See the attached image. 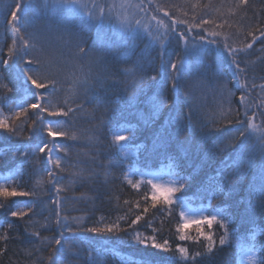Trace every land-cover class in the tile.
Returning <instances> with one entry per match:
<instances>
[{"label": "snow or ice", "instance_id": "snow-or-ice-1", "mask_svg": "<svg viewBox=\"0 0 264 264\" xmlns=\"http://www.w3.org/2000/svg\"><path fill=\"white\" fill-rule=\"evenodd\" d=\"M227 7L228 12L233 15L242 14L240 19L233 20L211 2L201 5L199 0L194 4L186 0L184 4L179 5L153 3V0H148L147 4L144 0H139L138 3L133 0H121L119 4L115 0L111 3L107 0L103 3L99 0H42L41 4H34L32 0H16L10 9V19L7 20L16 38L7 49L8 59H0V64L5 66L6 72L10 71L13 65L16 66L12 87H9L8 83L0 84V91L3 93L0 94V130H3L0 135L22 136L27 141L22 147H10L8 153L19 154L28 162L29 167H38L39 154H44L47 163L43 169L44 175L36 176L32 190H24L20 170L5 175L0 182V198H3L0 200V209L17 220L27 218L24 236L20 235V230L12 219H6L0 224V229H3L0 234V243L3 244L0 246V256L8 251V243L16 240L22 246L25 257L39 253L36 259H43L44 264H80L81 260L84 264H105L100 255L101 251L107 253L116 250L104 248L102 245L97 248L91 240L85 242L78 234L87 232L105 236L116 235L121 239L127 237L128 243L134 242L145 249H154L166 254L169 264H204L205 261L213 264L218 252L223 250L217 245L228 244L231 236L235 237L233 242L240 249L241 256L247 257L248 264H264V245L257 248L255 244L256 236L264 233V229L254 232L253 243L245 245L242 239L236 236V228L229 232L230 225L235 223V217L229 213L228 206L224 204L213 207L211 204V201L218 197L225 201L231 198L249 171H254L253 180L246 189L244 202L247 207L242 221L255 224L256 213H264V76L259 77L261 82L257 84L254 70L249 67L250 63L255 62L245 63L239 59L242 55H249V50L255 43L264 41V18L257 17L255 13L248 18V11L255 7L250 4V0H236ZM260 11L264 12V6H261ZM132 12L144 17L151 14L150 20L164 28L163 33L154 37L159 41L157 58L160 60V79L157 80L156 75L148 77L161 89L154 96H148L145 91L142 83L145 69L139 60L132 68L116 71L108 64L107 53L117 41L105 40L104 32L107 28L115 26L116 21L119 22L121 40L125 44L129 39L137 41L141 29L152 35L150 23H142L141 19H136L133 25L130 18ZM213 12L219 14L220 23L216 22L215 17L205 19ZM160 13L164 14L168 23L160 17ZM64 15L76 17L78 22L65 20L55 25L51 22L54 16ZM38 20L47 22L37 24ZM206 25L215 26L221 31H208ZM92 29L97 30V39L86 48L88 41L83 32ZM197 29L200 31L197 32ZM191 33L195 34L190 35ZM221 37L223 39H220ZM172 41H175L178 47L183 44V47L179 48V51L169 53L165 45ZM211 46H216L221 56L230 57L232 79L236 81L235 90L229 89L227 81L218 74L209 85L215 99L213 108L209 110L204 104L188 100V111L185 112L178 94L182 82H185L191 73L193 64L189 57H197V66H200L204 53ZM260 52L264 53V45ZM257 60L264 64V55L257 57ZM242 64L245 66L241 67ZM118 75L125 76V79L118 80ZM129 76L131 79H128ZM106 81L110 82L109 86L122 85L123 99L128 106L140 102L150 105L152 119L168 104L163 89L171 85L177 97L171 101L168 120L166 125L162 126L157 140L158 150L164 152L166 158L172 162L173 175L176 178L167 184L154 183L152 180L143 181L150 185L151 196L141 194V200L134 204L135 211L129 206L124 215H117L113 220L100 216L90 227L78 220L70 225V217L63 214L59 194L70 191L77 182L84 185L97 181L101 175L97 168L103 171L115 167L111 163L105 165L102 161L97 167L88 168L71 164L68 162L72 155L71 145L84 141L93 149L102 146L127 156L128 152L124 150L135 138L134 135L121 134H134L135 126H108L116 119L108 111L110 101L101 105L107 123L102 119L100 123L86 130L78 126V113L84 110V103L92 102L90 96H99L103 90L99 86ZM13 92L22 94L23 99L17 102L8 95ZM236 92H239L238 97ZM141 97L145 99L141 101ZM167 126H175L177 130L190 128L192 137H199L198 146H206L207 153L222 157L221 167L216 169L215 175L209 176L201 184L193 197L207 200L206 207L193 209L188 199L182 194L177 195L187 188L186 182H190L192 177L179 173V159L168 151L172 135L167 132ZM108 134L111 135L110 141L101 145L100 137ZM54 151L63 153L64 156L54 154ZM181 151L186 150L182 148ZM79 155L77 153V159ZM100 155L110 156L111 151L97 152L96 156L91 158L93 164ZM30 156L31 161L28 160ZM65 172H69L72 177L67 184L63 183L62 174ZM130 173L141 176L147 173L140 169L133 170L131 166L129 172L122 173L124 181L132 189L139 191L141 182H133ZM103 174L107 175V171H103ZM17 177L20 182L13 185ZM45 183L56 193V198L48 196L47 202ZM13 197L27 199L14 201L10 199ZM84 198L83 195L79 197ZM149 200L152 208L161 205L168 217L176 218L179 241L192 242L200 250L190 253L189 248L181 243H176L173 247L167 239L160 242V229L152 227L145 219L149 212ZM142 203L145 205L143 208ZM124 204L130 205L131 202L125 200ZM13 208L15 210H12ZM45 212L49 213L48 216H44ZM132 216L134 218H131ZM142 220L144 224L140 223ZM163 223L162 220L161 224ZM193 224L196 226L195 236L186 231ZM213 224L222 229L220 235L205 231V225L211 228ZM52 225H55L58 235L49 242L41 236L40 229L47 231ZM139 227L151 229L152 234L141 233L137 230ZM10 232L14 235H10ZM66 232L72 235L65 236ZM44 252L47 254L43 255ZM116 255L120 256L121 264H152L148 258L133 260L131 256L119 252H116ZM66 257L71 259H65ZM31 264H36V260H32Z\"/></svg>", "mask_w": 264, "mask_h": 264}, {"label": "trees", "instance_id": "trees-1", "mask_svg": "<svg viewBox=\"0 0 264 264\" xmlns=\"http://www.w3.org/2000/svg\"><path fill=\"white\" fill-rule=\"evenodd\" d=\"M103 3L104 0H99ZM111 3L113 0H107ZM117 4L121 0H115ZM139 0H135V3H138ZM145 4L148 3V0H144ZM186 0H153V3L159 4H184ZM189 3H196L197 0H187ZM211 4L214 7H219L220 11L225 14L227 17H231L233 20H239L241 15L237 13L233 15L228 12V5L234 4L236 0H199L201 5ZM16 3V0H0V59H8L7 49L11 46L12 40L16 38L11 32L10 26L7 24V20L10 19V9L12 5ZM34 4H41L42 0H32ZM250 4L255 7L252 10L248 11V18L250 19L254 13L257 17L264 18V12L260 11L261 6H264V0H250ZM223 5V7H222ZM191 15V10H189ZM149 17H144L142 14H136L132 12L130 18L132 19L133 25L135 24L136 19H141L142 23H150L152 35H148L147 32L140 30V38L133 42L128 40L125 44L121 40L122 33L119 30V22H115V26L109 27L104 32L105 40L117 41L116 45L113 46L110 52L107 53L108 64L113 71L117 69L132 68L138 60L144 65L145 69V78L142 81L145 91L148 96H154L158 91H160V86L154 83L148 77L152 75L157 76V80L160 79V60L157 58L159 51V41L155 40L154 37L163 33L164 28L156 24L155 21L150 20ZM161 18H164V14H159ZM216 18V22L220 23L221 18L219 14L213 12L212 15L206 16L205 19ZM184 18V17H181ZM165 23H168L167 19ZM65 20H72V22H78V18L64 16H54L52 18V23L59 24L65 22ZM47 21L38 20L37 24H43ZM181 30L183 26L181 25ZM208 28V31H221V29L215 28V26H205ZM197 32L200 30L197 29ZM83 34L86 36L88 44L85 45L87 48L88 45H91L94 40L97 39V30H84ZM191 33L190 35H194ZM207 34V33H203ZM226 34H228L226 32ZM220 39H223L222 37ZM235 40V37H233ZM19 42V41H18ZM264 45V41H258L253 45V48L249 50V55H242L239 59L243 60L245 63H250V69L254 70V74L257 77L256 83L259 84L261 81L259 77L264 76V64H261L257 60V57L264 55L260 52V48ZM165 47L169 53L173 51H179V48L183 47V44L177 46L175 41H172L170 44H166ZM166 59V58H165ZM193 66L191 68V73L188 75L185 82H182L181 90L178 94V98L181 102V107L183 111L187 112L188 107L186 101L191 100L193 103H200L207 106L209 110L213 108L215 99L213 92L209 85L213 83V78L218 74L222 75L224 81H227V86L229 89L235 90L236 81L232 79L233 68L229 64L230 57L221 56L217 51L216 46H211L204 53L203 63L200 66H197V57H189ZM11 64L12 61H9ZM245 64H242L241 67H244ZM4 65L0 64V84L8 83L9 87H12V81L15 79L16 66L13 65L12 69L8 72L4 71ZM155 69V71H153ZM117 79L123 81L125 76L118 75ZM128 79H131L129 76ZM110 82H105L99 88L103 90L100 91L99 96H90L91 103H84V110L78 113V126L81 129H90L96 124L100 123L103 119L106 123L107 117L104 115V108L101 106L104 103L110 101L108 111L111 115L115 116L116 119L108 124L109 127L113 125L116 126H135V132L128 133L130 136L134 135L132 143L124 151L128 152L127 156H124L123 153H117L114 149L109 150L106 147H97L93 149L88 143L81 141L71 145L72 155L71 159L68 161L71 164H80L85 168L88 167H97V165L102 161L105 165L114 164L115 167L110 169H105L107 175L103 174V171L97 168V171H101V175L98 180L95 182H88L87 184L81 185L77 182L70 191L61 192L60 198L62 199V208L63 214L70 217L69 224H75L77 220L85 225L86 227L93 226V224L98 221L100 216H105L109 220L115 219L117 215H124L128 211V207L132 206L134 209V204L137 200H141V194H147L151 196L150 185H146L143 181L149 180L147 175H132L130 173V178L133 182H141V187L139 191L132 189L124 179V172H129V166L131 169H140L142 172L148 173L150 170L157 169L160 170L163 177L168 176L169 174L175 178L173 175L174 169L172 168V162L168 160L164 152L158 150L159 144L157 136L162 131V126L166 125V121L169 117L168 109L171 107V101L173 98L177 97V94L173 93L171 85H167L163 89V95L167 98L168 104L164 105L160 113L155 117L151 118L152 109L150 105L144 102L136 103L133 106H128L123 99L122 85H113L109 86ZM191 93V95H186ZM0 94H3L0 91ZM13 99L17 102H20L23 99L22 94H17L15 92L8 93ZM236 96H239V92H236ZM145 98L141 97V101ZM78 103L80 101H77ZM231 128L232 125H227ZM3 130H0L2 133ZM167 132L172 135V142L169 146V153L175 155L179 159L180 167L178 169L179 173L183 176L191 175L192 179L187 183V188L182 189L181 193L177 195H183L184 198L188 199L190 203L196 205L198 208L206 207L208 201L205 199H193L196 196L198 188L201 184L208 179L209 176H213L216 173V169L221 167L220 161L222 157L212 156L210 153L206 152V146H198L199 137H192V132L190 128L185 127L182 130H177L175 126H167ZM111 135L100 137L101 145L105 144L107 141H110ZM123 143V142H122ZM27 144V141L22 136L9 137L6 135H0V182L3 181V177L11 172L20 170L22 172V182L24 185V190H32L35 178L37 175L43 176V169L46 166V159L44 154H39V165L35 169L29 167L28 162H26L23 157L19 154L8 153L10 147H22ZM136 145L141 147L137 148ZM186 151H181V149ZM111 151V155H100L96 163L93 164L91 158L96 156L97 152L107 153ZM77 153H79V159H77ZM54 154H59L64 156L63 153H57L54 151ZM29 161L32 160L30 156ZM50 167V165H49ZM71 171V169L69 170ZM231 171V169H229ZM64 176L63 183H69L70 177L69 172L62 174ZM255 175L254 171H249L246 177L243 180V183L237 188L236 193L226 201L223 198H216L211 201L213 207L216 205L228 206L229 213L235 217V223L230 225L229 232L231 233L232 228H236V236L242 239V242L245 245L253 243L252 234L261 229H264V213H256L255 224L250 222L242 221V217L245 216V209L247 207L244 202V198L247 195V186L253 180ZM46 179V177H45ZM20 182V178L17 177L13 181V185H16ZM45 189V202H47V197L51 196L56 198V193L47 183L44 184ZM83 195L84 199H79ZM3 198H0L2 200ZM14 201L25 200L24 197H13L10 198ZM130 201V205H125L124 201ZM151 201L149 200L148 207L149 212L146 214L145 219L148 220L152 227L159 228L160 233L158 240L162 242L164 239H167L173 247L176 243H181L189 248L190 253L193 251H199L200 248L194 245L192 242L179 241V236L176 231L177 220L176 218H170L164 212V209L161 205H157V208H152ZM145 205L142 203V208ZM12 210H15L14 208ZM135 211V209H134ZM48 212L44 213V216H48ZM139 214V213H137ZM71 218H77L73 220ZM131 218H134L132 216ZM6 219H12L15 221L16 226L20 230V235H25V220H17V218L9 217L8 213L0 209V224H2ZM41 220L43 217L40 218ZM164 221L161 224V221ZM144 224V220L140 222ZM205 231H212L216 236L222 233V229L217 225L213 224L211 228L207 225L204 226ZM141 233L151 235V229L147 227H139L137 229ZM41 236L47 238V241H53L58 232L55 225H52L50 230L40 229ZM186 231L195 236L196 226H190ZM3 233V229H0V234ZM10 235L14 233L10 232ZM70 233H65V236H71ZM85 242L91 240L93 245L99 248L101 245L104 248L112 249L114 248L116 252L122 253L124 255L131 256L133 260H141L143 258H148L152 261V264H169L166 254L159 252L154 249H145L142 245H137L134 242L128 243L127 237L123 239L118 238L116 235L105 236L101 234H92L87 232H81L78 234ZM123 236V234H121ZM235 237L230 236V241L224 246H218L222 248V251L218 252L215 261L213 264H248L247 257L241 256L240 249L233 242ZM255 244L257 248L260 245H264V233L256 236ZM0 246H3L0 243ZM215 251V250H214ZM116 252H107L104 253L101 251L100 255L103 258L105 264H121L120 256L116 255ZM47 253L44 252L43 255ZM39 253L34 254L32 257H25L22 252V246L19 241L12 240L8 243V251L5 255L0 256V264H31L32 260H36V264H44L43 259H36L39 256ZM65 259H71V257H66ZM80 264H84V261L81 260ZM204 264H208L207 261Z\"/></svg>", "mask_w": 264, "mask_h": 264}, {"label": "rangeland", "instance_id": "rangeland-1", "mask_svg": "<svg viewBox=\"0 0 264 264\" xmlns=\"http://www.w3.org/2000/svg\"><path fill=\"white\" fill-rule=\"evenodd\" d=\"M133 2L135 3V0H133ZM130 15H131V13H130ZM121 134L129 135L128 133H121ZM147 176H148L149 180H152L154 183H160V184H167L168 181L173 180V177H172L171 174H169L167 176V178H163L162 175H161V172L159 170H157V169L150 170L147 173ZM190 206L193 209H197L198 208L196 205H193V204H190ZM190 226H194V224L190 225Z\"/></svg>", "mask_w": 264, "mask_h": 264}, {"label": "bare ground", "instance_id": "bare-ground-1", "mask_svg": "<svg viewBox=\"0 0 264 264\" xmlns=\"http://www.w3.org/2000/svg\"><path fill=\"white\" fill-rule=\"evenodd\" d=\"M160 171V170H159ZM163 177V176H162ZM163 178H167V176L166 177H163ZM176 178V177H175ZM174 177H173V179H175ZM190 203V202H189ZM190 204H192V203H190Z\"/></svg>", "mask_w": 264, "mask_h": 264}]
</instances>
